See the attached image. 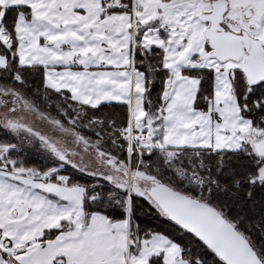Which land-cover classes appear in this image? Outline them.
<instances>
[{
    "label": "snow or ice",
    "instance_id": "snow-or-ice-1",
    "mask_svg": "<svg viewBox=\"0 0 264 264\" xmlns=\"http://www.w3.org/2000/svg\"><path fill=\"white\" fill-rule=\"evenodd\" d=\"M0 264H264V0H0Z\"/></svg>",
    "mask_w": 264,
    "mask_h": 264
}]
</instances>
